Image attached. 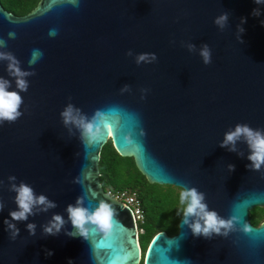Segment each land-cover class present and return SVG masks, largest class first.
I'll return each mask as SVG.
<instances>
[{"label":"water","instance_id":"water-1","mask_svg":"<svg viewBox=\"0 0 264 264\" xmlns=\"http://www.w3.org/2000/svg\"><path fill=\"white\" fill-rule=\"evenodd\" d=\"M224 14L221 27L215 21ZM262 21L264 3L255 0H40L25 15L0 1V41L6 45L0 52L35 73L25 77L27 91H20L9 61L0 60V78L23 99L22 115L0 124V264L140 263L133 213L100 180L109 139L122 156L135 159L150 183L194 187L209 211L237 218L227 235L204 236L192 231L198 218L185 222L182 215L176 234L154 235L145 264H264V222L256 226L251 218L264 206V165L249 167L243 137L236 151L221 146L238 124L264 132ZM205 45L208 64L201 55ZM34 51L37 62L30 65ZM145 53L156 59L138 64ZM69 105L89 120L97 111L108 113L116 131L106 128L87 143L81 129L64 123ZM22 182L56 207L37 205L27 220H12L19 208L11 185ZM78 200L90 211L110 204L116 221L110 237L94 225L88 239L79 236L67 212ZM55 215L65 223L48 234L45 226ZM28 224H35L34 234Z\"/></svg>","mask_w":264,"mask_h":264},{"label":"clouds","instance_id":"clouds-1","mask_svg":"<svg viewBox=\"0 0 264 264\" xmlns=\"http://www.w3.org/2000/svg\"><path fill=\"white\" fill-rule=\"evenodd\" d=\"M255 3L262 4L264 0H255ZM253 15H259L258 10H254ZM228 20L227 14L218 17L215 21L216 24L223 27ZM246 22V21H245ZM264 23V21H262ZM241 31L243 29L241 28ZM50 35H56L55 30L50 32ZM0 46H6L3 41H0ZM189 48H194V45H189ZM42 53H40V56ZM201 55L204 59V63L211 62L210 49L207 45L201 50ZM156 59L155 54H141L137 57V63L143 61L151 62ZM0 60H7L9 75L16 78V85L20 91H27L28 82L25 77L34 75V72L24 71L19 66L20 62L16 59L12 53L0 52ZM36 51L33 53V57L29 60V64H35ZM10 81L0 78V124L7 121L9 123L15 122L21 115L20 107L23 103L22 96L19 91H9ZM62 117L65 124H75L81 129V139L87 143H91L104 133L107 128L111 131H116L115 125L109 123L108 113L103 111H97L96 114L89 120L87 117L79 113V110L73 109L69 105L63 112ZM243 139L247 142L250 148V154L248 156L251 164L250 168L259 171L261 166L264 165V132L255 130L246 124H238L234 131H229L225 134V139L222 142V147H226L229 144L232 145L231 151H236L235 145L238 140ZM128 142L132 143L131 137L128 138ZM234 167V166H230ZM11 181H15L16 177H9ZM11 190L16 192V203L19 210L10 213L12 220L23 221L27 220L29 215L34 214L33 208L37 205L43 206V211H47L49 208L56 207L55 203L48 200L44 195L37 196L34 193L32 187L26 183H20L11 185ZM179 202L183 205V215L185 222H188L189 218H198L191 224V228L194 234L204 236H210L212 233L227 235L228 230H231L234 226L236 217L231 219H224L218 216L216 211H209L208 206L204 203V193L197 191L196 188H181L179 192ZM81 202L78 200L75 206L69 205L67 212L69 219L73 225V228L78 232L79 236L84 239H88L90 236L89 225H94L104 234V238H108L113 234V229L116 225L114 219V209L108 203H101L94 211H90L86 207L80 206ZM3 208V204L0 203V209ZM203 221V223H201ZM65 221L61 215H55L49 225L45 226L44 231L48 234H56L63 227ZM8 228L13 230L12 235L18 234L19 229L15 224L6 220ZM28 229L34 234L35 224H28ZM73 235L75 233H72ZM51 255V253H49ZM71 264V262H70Z\"/></svg>","mask_w":264,"mask_h":264},{"label":"trees","instance_id":"trees-1","mask_svg":"<svg viewBox=\"0 0 264 264\" xmlns=\"http://www.w3.org/2000/svg\"><path fill=\"white\" fill-rule=\"evenodd\" d=\"M8 11L15 15H25L34 9L40 0H0ZM100 180L105 190L131 189L137 190L145 212V221L140 224V243L143 258L138 264H145L144 255L154 235L159 231L175 233L178 229V221L183 214V205L179 202V192L176 194L172 212L167 214L168 195L157 193L160 184L150 183L147 177L139 170L133 157L122 156L115 148L113 141L109 139L102 148L99 161ZM161 186V185H160ZM174 219L170 221V216ZM263 215L255 216V223L262 221Z\"/></svg>","mask_w":264,"mask_h":264},{"label":"built area","instance_id":"built-area-1","mask_svg":"<svg viewBox=\"0 0 264 264\" xmlns=\"http://www.w3.org/2000/svg\"><path fill=\"white\" fill-rule=\"evenodd\" d=\"M107 192L115 199L122 201L124 205H126L131 209L136 225L139 229L140 224L145 221V212L138 191L131 189H120V190L110 189L107 190Z\"/></svg>","mask_w":264,"mask_h":264},{"label":"rangeland","instance_id":"rangeland-1","mask_svg":"<svg viewBox=\"0 0 264 264\" xmlns=\"http://www.w3.org/2000/svg\"><path fill=\"white\" fill-rule=\"evenodd\" d=\"M179 188L180 187L174 186V185H161V186L159 185V186H157V193H162L163 195L167 194L169 196L168 197L169 201H168V204H167V207L165 210L167 214L172 212V207H173L172 205L175 202L176 194H177ZM252 213H254L255 216H260L261 215V208H257V207L254 208L252 210ZM168 216H170V218H169L170 221L172 219H174V215L170 214Z\"/></svg>","mask_w":264,"mask_h":264},{"label":"flooded vegetation","instance_id":"flooded-vegetation-1","mask_svg":"<svg viewBox=\"0 0 264 264\" xmlns=\"http://www.w3.org/2000/svg\"><path fill=\"white\" fill-rule=\"evenodd\" d=\"M257 208H261V213H262V215H263V219H262V221L261 222H259V223H255L253 220H252V222H253V224L254 225H256V226H258V225H260L261 223H263L264 222V206L263 207H257ZM183 215V214H182ZM181 218V217H180ZM251 218H252V215H251ZM180 220V219H179ZM179 225V221H178V224H177V226ZM178 229H179V227H178ZM178 229H177V231L175 232V233H168L169 235H174V234H176L177 232H178Z\"/></svg>","mask_w":264,"mask_h":264}]
</instances>
